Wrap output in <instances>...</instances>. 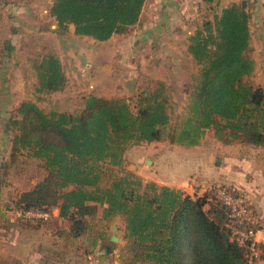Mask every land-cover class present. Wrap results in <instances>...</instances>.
<instances>
[{"label":"trees","instance_id":"obj_1","mask_svg":"<svg viewBox=\"0 0 264 264\" xmlns=\"http://www.w3.org/2000/svg\"><path fill=\"white\" fill-rule=\"evenodd\" d=\"M144 1L52 0L49 13L56 34L65 35L71 25L76 35L105 41L138 22ZM249 18L242 4L231 3L211 19L204 17L188 35L186 52L198 71L174 122L167 84L161 80L128 97L84 93L76 111L61 107L46 112L35 101H20L3 125L12 136L10 160L0 162V192L7 168L19 155L39 160L45 174L17 195L14 207L0 208V217L6 219L8 210L48 213L57 207L69 224L55 230L56 241L65 250L92 255L97 243L108 239L114 218L120 217V264H249L247 250L226 227L228 210L217 197L221 186L232 185L213 183L191 196L166 185L143 184L126 172L99 186L102 164L121 166L126 150L142 142L167 139L191 147L213 129L218 138L231 135L264 146V88L250 80L254 61L246 55ZM34 69L38 92L65 87L57 56H44ZM41 221L13 220L27 225Z\"/></svg>","mask_w":264,"mask_h":264},{"label":"crops","instance_id":"obj_2","mask_svg":"<svg viewBox=\"0 0 264 264\" xmlns=\"http://www.w3.org/2000/svg\"><path fill=\"white\" fill-rule=\"evenodd\" d=\"M242 2L250 16V40L246 51L254 61L250 80L264 88V0H145L138 22L126 33L96 41L74 34L70 25L64 38L69 35L70 41L84 38L90 45L63 44L60 50L69 55L78 50L98 58H94V64L96 72L101 69L102 74L95 73L96 82L90 84L93 88L86 93L91 91L103 97L133 96L143 89L139 87L143 77L168 83L171 70L182 67V60L192 61L186 52L187 37L204 17L211 19L221 8ZM101 43H105L104 46L113 44L111 58L98 52ZM146 68L147 73L143 74ZM62 70L64 72L63 67ZM65 109L71 110L70 107ZM209 130L212 134H205L195 146L185 147L165 139L142 142L127 149L125 158L132 159L133 172L140 177L160 185L182 187L191 196L200 195L197 187L203 191V186L213 183L238 188L258 220L254 236L257 249L249 264H264V146L246 144L231 135L218 138L213 129L206 132ZM198 153L202 154V171H183L177 165L179 156ZM14 213L8 210L6 219L0 217V264H73L69 259L65 262L63 257L59 259L57 254L51 253L71 250L63 249L54 235L57 228L69 224L59 217L57 207L51 208L49 218L41 219L38 224L14 223ZM96 251L93 255L83 253L81 264H117L110 261L109 255Z\"/></svg>","mask_w":264,"mask_h":264},{"label":"rangeland","instance_id":"obj_3","mask_svg":"<svg viewBox=\"0 0 264 264\" xmlns=\"http://www.w3.org/2000/svg\"><path fill=\"white\" fill-rule=\"evenodd\" d=\"M51 2L52 0H0V67L3 68V70L0 69V162L10 160V138L12 134L10 132L5 133L3 125L6 117L20 101H35L46 112L61 107H70L71 110L76 111L80 106L82 94L90 89L92 90L93 86L90 84L96 82L97 76L95 73L102 74L101 69L96 72L97 68L94 64V58L96 57L90 53L85 55V53L75 50L72 51L73 54L70 53L69 55V53L61 52L60 47L63 44H70L75 47L76 43L80 42L82 46H89L90 41L84 38L79 41H70V35L65 39L64 36L56 34V25L49 13ZM10 43L13 45L12 50L6 49L7 44ZM101 44L103 45L98 52L100 51L106 58H111L113 44L106 46H104L105 43ZM49 54H53L59 59L66 73L68 83L61 91L47 94L37 91L38 79L34 65ZM181 63L182 67L176 66L174 71L171 70L170 80L168 83L166 82V92L170 99V110L172 111V122H174L178 113L183 112L190 92L191 77L198 71V67L188 60H182ZM147 70L148 68L145 69L143 74H146ZM153 82L154 80L143 77L142 84L139 87L149 89ZM109 93L111 92L109 91ZM209 132L212 134V130L207 131L205 134ZM177 163L179 167L183 168V171L188 169L190 171H202V154H184L177 158ZM134 168L135 166L132 164L130 157H126L119 167L107 163L102 164L103 173L99 186H107L114 176H120L126 172L135 174L133 172ZM0 172H3V169ZM44 174L45 171L39 160L25 157L23 154L19 155L7 168L5 185L0 192L1 209L14 207L17 195L32 188L36 182L43 178ZM135 175L143 180V184L147 182L160 185L151 179H144L137 174ZM166 186L182 188L173 185ZM205 189L206 187L203 186V191ZM193 190L190 189L191 192ZM203 191L197 187L198 193L202 194ZM184 192L186 193V191ZM100 209H98V214H100ZM114 225L117 226L116 230L112 228ZM107 232L108 239L99 241L94 252L103 245H110L112 252L106 255L110 256L112 263L116 261L117 264H120L118 260L119 249L124 244L122 219L115 217ZM112 234L117 236L118 240L116 242L110 240ZM51 253L57 254L60 257L59 259L63 257L65 262L69 259L68 261L73 264L75 261L77 264H81V260L84 258L83 251L74 248L66 252L58 250Z\"/></svg>","mask_w":264,"mask_h":264},{"label":"built area","instance_id":"obj_4","mask_svg":"<svg viewBox=\"0 0 264 264\" xmlns=\"http://www.w3.org/2000/svg\"><path fill=\"white\" fill-rule=\"evenodd\" d=\"M217 197L228 210L229 221L226 227L238 243L247 250V258L250 263L256 253L255 232L258 223L257 218L252 214L246 197L236 187L221 186L217 191ZM23 220L43 219L47 220V212L34 210H16L14 218Z\"/></svg>","mask_w":264,"mask_h":264},{"label":"water","instance_id":"obj_5","mask_svg":"<svg viewBox=\"0 0 264 264\" xmlns=\"http://www.w3.org/2000/svg\"><path fill=\"white\" fill-rule=\"evenodd\" d=\"M242 5H244V2H242ZM112 228L114 230L117 229V226L114 225L112 226ZM110 240L112 242H116L118 240L117 236L115 234H112L111 237H110ZM112 252V249H111V246L110 245H103L99 250L96 251L97 254H108V253H111Z\"/></svg>","mask_w":264,"mask_h":264}]
</instances>
